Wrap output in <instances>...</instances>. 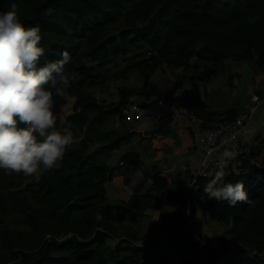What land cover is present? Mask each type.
Returning a JSON list of instances; mask_svg holds the SVG:
<instances>
[{"label":"trees","instance_id":"1","mask_svg":"<svg viewBox=\"0 0 264 264\" xmlns=\"http://www.w3.org/2000/svg\"><path fill=\"white\" fill-rule=\"evenodd\" d=\"M131 1L16 0L24 22L41 26L42 60L65 49L71 54L66 67L78 76L64 97H55L54 112L57 127H71L83 139L66 151L59 167L46 170L38 179L11 172L18 181L0 189V210L7 211L15 222L28 225L30 232H14L0 217V243L6 251L0 252V264H191L176 256L195 253L209 261L223 259V264H264V136L255 132L239 164L224 169L223 181H245L247 201L229 205L212 198L202 200L203 185L214 175L189 190L178 184L179 178L171 181L155 165L151 170L144 161L131 159L129 167L142 173L136 187L147 179L150 185L138 195L125 177L123 187L128 188L130 200L111 207L106 204L104 182L98 180L109 170L108 157L132 140L142 141L155 132L141 134L125 123L104 130L102 124L110 115L120 114L128 94L120 89L116 102L107 104L91 91L101 77V64L118 54L129 55L131 65L143 77L139 93L146 99L141 102L144 108L158 92L150 76L161 63H167L174 73L193 60L191 79L204 84L223 73L228 57L256 56L257 66L264 68V0H136L129 5ZM9 3L0 0V8ZM122 19L128 28L104 33ZM85 56L96 64L86 65ZM69 96L74 97L72 108L59 121ZM180 104L207 121L239 113L234 106L203 108L189 90L182 92ZM5 173L0 169V179ZM193 201L200 203L204 221L228 225L225 233L191 242L152 241L134 249L106 245L112 210L117 219L137 223L143 209L171 205L172 217L160 214L157 223L164 226L170 221L171 231L182 232L188 218L194 217ZM97 210L103 212L102 219H96ZM231 243L244 249L236 256L228 255Z\"/></svg>","mask_w":264,"mask_h":264},{"label":"clouds","instance_id":"2","mask_svg":"<svg viewBox=\"0 0 264 264\" xmlns=\"http://www.w3.org/2000/svg\"><path fill=\"white\" fill-rule=\"evenodd\" d=\"M41 41V26L24 22L16 0L0 8V169L37 179L59 167L66 151L83 139L71 127H57L54 112L55 97H64L78 76L66 67L71 54L65 49L42 60ZM233 156L225 150L213 178L203 185L209 198L229 205L249 199L243 179L223 181ZM95 216L102 219L103 212Z\"/></svg>","mask_w":264,"mask_h":264},{"label":"rangeland","instance_id":"3","mask_svg":"<svg viewBox=\"0 0 264 264\" xmlns=\"http://www.w3.org/2000/svg\"><path fill=\"white\" fill-rule=\"evenodd\" d=\"M134 1L136 0H132L129 3V5L132 4ZM125 28H128V24L125 19H122L116 25L106 29L104 33H106L107 35L114 34L117 33L120 29H125ZM255 57L256 56H253V58L240 59V60H251V59L255 60ZM130 58L131 57L127 54L126 55L118 54V56L115 59L110 60L107 63L105 62L101 64L100 66L101 77H99L100 79L91 88V91L99 100L107 104L111 102L112 103L116 102V100L120 96L119 93L120 89H123L127 92L128 94L127 98L132 96L134 97V99H136L139 102L145 100L143 95L139 93L143 85V77L141 74L138 73L135 66L131 65ZM228 58L230 60L232 59V57H228ZM83 59L86 65L96 64V61H93L88 56H85ZM227 65H228V72L231 73L232 67L226 63V67ZM189 66L191 67L190 76L192 77V75H194V61H189L185 63L183 66L177 68L174 73L172 71L173 69L170 66H168L167 63H161L151 72L150 80L158 86V90L160 88L162 94H169V91H171L170 94H174L175 88H172L171 90L170 83L174 84V81L175 79L178 78V76L187 75L186 70ZM262 75L264 76V74ZM222 79H223L222 74H217L213 76L212 79L205 84L199 81L198 83H200V85L202 86L205 92V96L208 95L214 96L215 97L214 100L216 102H220L222 103L223 106H225L227 105L225 104L226 96H223L219 91H217L218 89H221L219 82ZM192 80L194 81V79ZM191 92L195 95L193 91ZM136 96L139 97L141 101L137 99ZM155 96L156 95H154L150 100L155 98ZM199 96L200 95H198V97L195 96L196 100L198 101H199ZM248 99L249 98H247L245 102ZM73 101H74V97H70V96L67 97V102L62 105L61 113L59 115V121H61L64 118V116L70 112ZM216 107H219V105L218 104L211 105L212 109ZM162 117L159 116L157 117L158 123L161 122ZM143 120H146V117H144ZM156 126L157 125H154L153 129L156 130ZM146 132L147 131H145L144 133ZM127 153H129L130 155V156L129 155L126 156L127 161L126 160L124 161L123 159L121 163L120 160L118 159L115 166L116 171L113 170V172H116V174H119L120 172L122 173V175H120L121 179L120 180L113 179L111 172L110 175L111 178H108V176H106L101 181L104 182V184L105 182L107 183V187L109 192H111V196L121 195L124 196V198H126V201H129L131 195L130 192H128V188L123 187L124 178L125 177L129 178L130 182L128 186L131 188V190H135L138 195H140L144 191L143 185H146V182H143L141 187L139 188L136 187L137 183L141 181L142 173L139 169H135V170L131 169V167H129L130 166L129 161L133 158L132 155H134L137 152L131 149ZM137 157H138V153L135 158ZM163 158L164 159H162V162L157 161L156 159V161L152 162L151 164H147L145 162L144 163L148 166L149 169H151L152 165H155L157 169L162 174L166 175L171 181L173 179L179 178L178 184L187 186V184L191 179L190 177L191 175H188L189 174L188 169L186 168L184 171H179L177 173H175V171L173 173H167L168 168L170 169L173 166V163L175 162L174 161L171 162L170 158L168 157H163ZM184 164L185 166L189 165V160H185ZM162 169L165 173L162 171ZM136 171H140V172H136ZM11 174H12L11 171L6 172L4 174V177L0 179V189H3L4 187H8L9 185L16 183L18 181V177L16 176L12 177ZM148 180L150 182V179H147L146 181ZM120 182L121 185L118 184ZM207 197L208 196L206 193L203 194L202 200L206 199ZM115 200L120 201L121 199H115ZM111 203L112 202L106 200V204H108L111 207H114L113 203L112 204ZM193 203L195 205L194 217L188 218L187 224L182 232L171 231L169 226L170 221L165 223L164 226L159 225V223H157V220L159 218V213H158L159 209L154 210L151 207H147L143 209L142 215L139 217L137 223L132 222L131 219L129 218L120 219V220L117 219L116 217H114V210H112L111 213L109 214L110 215L109 222L112 226V229L108 232V235L105 237L106 245H108L111 248L118 246L119 247L127 246L134 249V248H138L139 246H146V244H149L152 241L169 242L174 239H179L182 242H191L193 239L200 238L202 236H211L220 233H225L228 225H225L221 222L211 219L204 221L205 216L202 212V207L200 203L195 201H193ZM168 206L170 205L160 206L161 207L160 212L164 213L167 219L172 217L169 214L170 212ZM5 212L8 214L7 211L0 210V217L2 218L3 224H4L3 214H5ZM16 232H29V231H25V229L21 227ZM227 248H228L227 254L235 255V256L237 255V252L242 251L244 249L238 243H234V244L231 243L227 246ZM0 252L6 253L1 243H0ZM176 257L178 258V260H183V261L190 260L192 262L191 264H223V259H220V261H215V260L209 261L206 259L204 255H200L198 253H195L194 255H179Z\"/></svg>","mask_w":264,"mask_h":264},{"label":"crops","instance_id":"4","mask_svg":"<svg viewBox=\"0 0 264 264\" xmlns=\"http://www.w3.org/2000/svg\"><path fill=\"white\" fill-rule=\"evenodd\" d=\"M228 59L229 58L226 59L225 63L229 64L232 67L231 73L228 72L227 65V67L222 73L223 79L219 82L221 89L217 90L223 96H226L225 104L227 105L224 104L225 106H223L222 103L216 102L214 100V96H205V92L200 83L195 82L191 79V67L189 66L186 70L187 75L178 76V78L175 79L174 84L170 83L171 90L172 88H175L173 94V107L175 110V114L172 120L168 124H164L163 120L165 119V116L162 117L159 114L151 116L144 115L140 121L132 125V128L137 132H140L141 134H143L145 131L151 130L156 132V134L140 142H137V140L134 139L130 143H128L123 149L116 153H113L107 159L109 168L116 166V162L118 161L121 154H123L124 152H128L132 149L138 153L139 157L132 159H140L147 164L155 162L156 159L157 161L162 162V159H164L163 157L170 158V161H174L175 163H173V166L170 169L168 168L167 173H173L174 171L175 173H177L179 171H184L186 168L189 172L188 175H191L193 173L197 165L196 159L198 161L199 155L201 153V143L198 138L199 132L197 124L179 116L178 106L181 105L180 101L182 98V92L184 90L193 91L196 97L200 95L199 103L203 108H207L209 110H223L228 107L234 106L238 109V112L248 110L243 107V104L247 98H250L252 93L259 94L261 96V99L256 104L255 109L253 110L252 114L249 116L244 127L242 128L241 136L246 146L247 144L253 142L252 138L255 132H258L259 134H261V136H264V76L262 75L264 74V68H259L255 63L254 59ZM170 92L171 91H169V94ZM163 96H165V94H163ZM165 98L168 101L169 97L166 96ZM137 99L141 101L139 97H137ZM159 104V106H164L165 103H163L162 101ZM216 104H218L219 107H216L217 109H212L211 105ZM158 116L162 117V120L159 123L157 119ZM144 117H146V120H143ZM214 119L216 118L214 117ZM124 123L125 122L122 120L119 114H112L109 116L107 121L102 124V128L104 130L118 129ZM154 125H157L156 130L153 129ZM185 160H189V165L185 166ZM120 175H122L121 172L119 174H116V172L112 171L113 179L120 180ZM145 182L146 185H143V189L150 185L149 180ZM118 184L121 185V182ZM104 185L107 191L106 200L112 202L114 206L119 204L120 201H126V198H124V196H111V192H109L108 190L107 183L105 182ZM115 199L121 200L117 201ZM168 207L170 212L169 214L170 216H172L173 207L171 205ZM160 208L161 207L153 209H159L158 213L160 215V213H162L160 212ZM3 219L4 223L8 225V227L14 232L19 230V228L21 227L24 228L25 231L30 232V227L28 225L15 222L6 212L5 214H3Z\"/></svg>","mask_w":264,"mask_h":264},{"label":"built area","instance_id":"5","mask_svg":"<svg viewBox=\"0 0 264 264\" xmlns=\"http://www.w3.org/2000/svg\"><path fill=\"white\" fill-rule=\"evenodd\" d=\"M261 97L252 93L250 98L243 104L247 111H240L237 116L228 119L204 120L186 105H179V116L195 122L198 126V138L201 143V153L191 179L187 184L190 189L194 188L202 179L214 175L218 163L223 159L225 150L234 153L225 168L239 164L246 150V145L241 136V130L247 119L255 109ZM121 118L127 124H134L145 115L146 109L134 97H128L121 108Z\"/></svg>","mask_w":264,"mask_h":264},{"label":"water","instance_id":"6","mask_svg":"<svg viewBox=\"0 0 264 264\" xmlns=\"http://www.w3.org/2000/svg\"><path fill=\"white\" fill-rule=\"evenodd\" d=\"M166 96L169 97L168 101L167 99L165 98ZM162 99V100H161ZM165 103L164 106H159L160 102ZM145 114L146 115H156V114H159L161 116H165V119L163 120V123L164 124H168L174 114H175V110H174V107H173V94H165V96H163V94L161 93V90L159 88L155 98H153L152 100L149 101V106L146 108V111H145ZM129 153L127 152H124L119 160L120 162L122 163V160L124 159V161L126 160L127 161V157ZM130 156V155H129ZM137 156V153H135L134 155H132L133 158H135ZM115 169V166L112 167V168H109L108 172L106 174H103L101 176L98 177V180H102L103 178H105L106 176H108V178H111V172Z\"/></svg>","mask_w":264,"mask_h":264}]
</instances>
